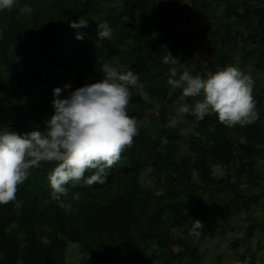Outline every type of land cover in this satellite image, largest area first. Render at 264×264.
<instances>
[{
	"label": "trees",
	"instance_id": "16d2710c",
	"mask_svg": "<svg viewBox=\"0 0 264 264\" xmlns=\"http://www.w3.org/2000/svg\"><path fill=\"white\" fill-rule=\"evenodd\" d=\"M222 1L235 19L250 22L255 18L247 37L262 29L259 37L264 47V7L251 8L247 0ZM241 2L244 7L239 9ZM25 5L34 11L22 13ZM203 6L205 1L195 0H16L12 9L0 10V132L43 130L53 114V88H62L61 83L68 80L71 87L62 88L63 98L99 81L105 63L120 72L130 68L150 96L146 103L130 89L133 95L127 111L140 122L138 135L108 170L105 183L85 184L93 174L89 170L75 188L67 185L71 193H80L78 200L68 198L70 211L51 199L48 176L56 162H41L30 170L16 194L23 206L0 205V264H66L65 251L71 242L78 246L79 264H200L198 247L186 236L174 238L172 228L182 225L183 232L193 236L189 232L198 219L204 224L199 236L212 237L224 233L232 216L251 211L259 194L243 192L240 184L258 186L255 164L264 157V129L259 123L264 109H257L259 119L254 124L231 128L220 123L215 113L203 120L187 114L196 134L189 136L183 150L177 143L183 137L179 128L167 125L168 94L177 98L182 91L167 83L170 71L166 67H176L177 73L191 71L181 64L194 52L192 42L210 30L192 23V17H202ZM80 17L87 25L71 27L70 22ZM104 21L113 34L101 41L98 25ZM226 27L219 31L220 45L233 49L239 33L230 24ZM167 52L179 63H163ZM13 58L25 62L27 70L13 68ZM229 60L226 51L218 54L202 73L206 75L214 66L224 68ZM252 63L264 71V53H258ZM186 100L190 106L194 103L193 98ZM156 105L158 112L150 113ZM146 118L152 128L144 123ZM258 135L261 146L255 139ZM212 164L232 167L234 179L215 176ZM148 165L160 173L154 187L140 180ZM208 187L228 188L232 195L222 205L203 201ZM258 225L249 222L243 237L253 236ZM172 243L186 252L187 260L182 262ZM249 264H261L254 252Z\"/></svg>",
	"mask_w": 264,
	"mask_h": 264
},
{
	"label": "clouds",
	"instance_id": "9594fccd",
	"mask_svg": "<svg viewBox=\"0 0 264 264\" xmlns=\"http://www.w3.org/2000/svg\"><path fill=\"white\" fill-rule=\"evenodd\" d=\"M15 4L16 0H0V10H10ZM20 11L31 14L34 9L25 5ZM86 25L83 17L70 22L73 28ZM112 34L107 21L98 25L99 40H110ZM163 63L176 65L179 62L167 52ZM101 71V80L82 85L63 98V89L53 88V114L45 120L43 130L0 132V205L15 202V208L23 206L16 197L18 186L41 162H56L48 176L51 199L65 211L72 208L69 197L80 198V193H71L67 185L75 188L89 170H93V174L84 180L85 184L106 182L108 170L118 163L122 152L132 146L139 132L140 122L127 111L133 95L130 89H135L146 103L150 102V96L138 74L130 68L120 72L105 63ZM167 83L173 89H180L183 98L194 99L191 106L187 103L180 106L177 117L171 119L172 126L182 123V116L189 113L197 120L215 113L220 123L230 128L254 124L259 119L252 94L254 80L238 66L228 65L206 76H194L188 70L177 76V69L172 67ZM70 87L69 84L63 86L64 89ZM162 143L166 144L167 140ZM203 228L202 221L193 220L189 234L199 236L198 230Z\"/></svg>",
	"mask_w": 264,
	"mask_h": 264
},
{
	"label": "rangeland",
	"instance_id": "374dc122",
	"mask_svg": "<svg viewBox=\"0 0 264 264\" xmlns=\"http://www.w3.org/2000/svg\"><path fill=\"white\" fill-rule=\"evenodd\" d=\"M190 2V0H182ZM205 1L207 6L202 7V17L199 19L192 17V23L197 27L209 26L210 30L206 32L198 41L192 42L194 52L186 58L181 66L183 68H190L189 71L192 75L206 76L202 73L204 68L216 59L218 54L227 52L230 60L228 65L238 66L245 73L250 74L254 80L253 97L256 101V108L264 109V71L254 67L253 60L258 53H264V47L262 41H260V33L262 29H257L256 33L247 37L250 31L249 27H254L255 18H252L250 22L246 20L235 19L233 14L227 13V5L222 0H195V2ZM239 2L241 0H238ZM231 0H229V3ZM120 3V2H119ZM247 6L251 8L264 7V0H247ZM244 4L241 2L239 9H242ZM137 12V10L135 11ZM251 23V25H250ZM230 24L234 30H237L239 35L237 37L236 45L233 49L229 48V45H220V30H224ZM188 28L184 29L186 32ZM227 65V66H228ZM11 66L21 71H26L27 66L25 62H19L15 58L11 60ZM173 66H167L166 69L170 71ZM176 68V67H175ZM162 67L160 68V70ZM221 69L218 66H214L210 72H214ZM208 71V70H207ZM179 73H177V76ZM62 88L65 84H69L68 80H64ZM170 98L166 104L168 106L169 120L167 125L171 124V119L177 117L178 110L181 105L187 103L186 98L182 97V94L177 98ZM189 105V104H188ZM150 113H157L158 105L149 109ZM190 114V113H189ZM144 123L150 128L153 127V123L147 118ZM264 129V118L259 122ZM179 128L182 134V139L177 140L179 149H186L188 146V138L192 134H196L194 130V123L187 117L182 116V123L175 125ZM231 134H235L233 130H230ZM243 140V137L240 136ZM257 145H263L261 136L255 137ZM212 173L215 176L229 175L231 179H234L233 168H226L224 165L212 164ZM255 177L257 179L258 186H250L248 183H241L240 188L245 193L257 192L259 194L258 201L254 203L249 213H237L232 216L228 222L226 230L222 234H216L215 236H189L183 232V226L178 225L172 228L171 232L173 237L186 236L193 245H196L202 253V260L200 264H249V259L252 256V252L259 258L260 263L264 264V157L258 158L255 164ZM160 173L152 166H146L141 174L140 180L147 186H156ZM162 176V175H161ZM162 185V184H161ZM160 191V188L157 189ZM232 192L228 188L221 190H215L213 187H208L203 197V201H214L219 204H223L231 197ZM255 221L259 225L254 231L253 236L244 238V230L248 226L249 222ZM172 247L176 253H179L182 257V262L187 260L188 255L183 252V249L178 244L172 243ZM79 252L77 244L73 242L68 243L65 251L66 264H79ZM174 264H178L175 262Z\"/></svg>",
	"mask_w": 264,
	"mask_h": 264
}]
</instances>
